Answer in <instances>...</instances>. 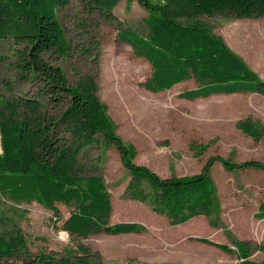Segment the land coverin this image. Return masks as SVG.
I'll list each match as a JSON object with an SVG mask.
<instances>
[{
    "label": "rangeland",
    "instance_id": "obj_1",
    "mask_svg": "<svg viewBox=\"0 0 264 264\" xmlns=\"http://www.w3.org/2000/svg\"><path fill=\"white\" fill-rule=\"evenodd\" d=\"M91 5L89 0H68L58 9L70 50L65 56L48 54L45 59L63 70L69 86H75L84 75L94 78L97 96L107 107L117 134L136 150V164L168 178L199 174L207 160L216 156L234 164L264 162V137L255 142L236 127L248 119L264 129V97L248 93L180 99V93L198 87L193 78L167 92H148L144 82L150 77V64L119 38L120 32L129 27L141 34L147 32L146 9L134 0L119 1L113 10L117 19L109 20ZM200 20L264 80V18L237 19L218 14L201 16ZM20 47L0 39V96L36 99L49 116L57 118L66 108L67 99L43 96L42 82L18 78L13 64L15 50ZM193 145L208 148L196 158ZM80 165L84 175H98L104 180L112 207L109 224L136 223L144 227L143 233L79 238L62 229L73 207L56 204L61 221L53 225L54 212L40 205L1 199L0 234L20 230L28 254H45L54 260L82 246L88 250L92 264H239L237 253H223L196 238L227 245L234 251L233 241L246 242L251 260L264 259V251L258 250L264 249V220L257 218L259 207L264 205V171H226L215 162L209 176L220 205L217 227L210 226L202 216L172 227L147 206L124 199L130 177L116 149L101 136L81 154ZM24 258L19 255L7 261L20 263Z\"/></svg>",
    "mask_w": 264,
    "mask_h": 264
},
{
    "label": "trees",
    "instance_id": "obj_2",
    "mask_svg": "<svg viewBox=\"0 0 264 264\" xmlns=\"http://www.w3.org/2000/svg\"><path fill=\"white\" fill-rule=\"evenodd\" d=\"M119 1L89 0L91 7L109 20L117 19L113 10ZM134 1L147 11V32L141 34L129 27L120 32L119 38L150 64V77L144 82L148 92H167L193 78L198 87L180 93V99L194 101L240 93L264 97V80L200 20L201 16L218 14L237 19L264 18V0ZM67 4L68 0H0V39L21 46L14 53L18 78L42 82L43 96L67 99L66 108L54 118L36 99L0 96V201L36 203L54 212L53 225L61 221L56 204L73 207L62 229L79 238L143 233L144 227L136 223L110 225L112 207L103 178L83 174L81 154L101 136L116 149L130 177L124 199L147 206L172 227L202 216L216 228L220 205L209 176L212 165L219 162L226 171H264V162L234 164L216 156L207 160L199 174L168 178L136 164V150L117 134L107 107L97 96L94 78L84 75L75 86H69L63 70L45 59L48 54L65 56L70 50L58 17V9ZM5 84L10 86L9 82ZM236 127L255 142L264 137V129L248 119ZM207 148L191 146L196 158ZM257 218L264 219V205L259 207ZM196 239L223 253H237L239 264H264V259H250L251 248L246 242L233 241L234 251L206 238ZM258 250L264 251L261 247ZM19 255L25 256L20 263L7 261ZM89 259L88 250L82 246L59 260L45 254L33 256L28 254L20 230L0 234V264H92Z\"/></svg>",
    "mask_w": 264,
    "mask_h": 264
},
{
    "label": "crops",
    "instance_id": "obj_3",
    "mask_svg": "<svg viewBox=\"0 0 264 264\" xmlns=\"http://www.w3.org/2000/svg\"><path fill=\"white\" fill-rule=\"evenodd\" d=\"M121 1H123V0H121ZM115 8H116V6H115ZM115 8H114V9H115ZM241 19H242V18H241ZM240 94H247V93H240ZM233 95H235V94H233ZM224 96H226V95H224ZM263 220H264V219H263ZM185 224H186V223H185Z\"/></svg>",
    "mask_w": 264,
    "mask_h": 264
}]
</instances>
